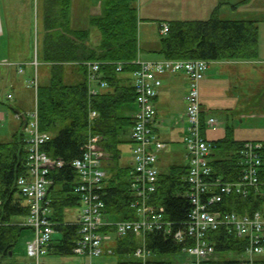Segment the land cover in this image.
Segmentation results:
<instances>
[{
  "label": "trees",
  "instance_id": "trees-1",
  "mask_svg": "<svg viewBox=\"0 0 264 264\" xmlns=\"http://www.w3.org/2000/svg\"><path fill=\"white\" fill-rule=\"evenodd\" d=\"M43 1L42 30L39 12L37 19L38 58L51 62L52 70L49 83L39 84L37 92L40 129L51 134L42 149L53 159L65 162L63 166L52 167L48 174L50 218L56 232L61 234L52 239L48 249L56 255L70 256L75 254L74 247L81 235L80 225L69 218L70 210L79 207L81 199L75 190L80 176L71 162L82 156L90 136L101 137L98 144L107 158L108 176L103 187L107 219L117 222L139 218L130 205L132 167L122 164L121 158L122 145L132 143L129 133L133 117L124 115L123 108L136 102L137 92L127 75L137 68L133 61L141 51V19L138 0H102L101 13L90 18L91 27L73 29L68 19L69 0ZM91 28L98 30L101 36L98 42H93ZM259 38L256 21L223 19L216 9L206 19L170 21L169 31L161 35L159 47L154 51L170 59L250 60L259 55ZM88 60L105 61L101 71L109 85L107 90L89 93L86 66L81 64ZM114 61L127 62L122 73L116 71L115 65L106 63ZM71 71L79 77L69 81ZM93 110L97 116L92 118ZM206 116L202 108L203 135L207 129ZM244 142L234 137V128L229 125L224 137L210 140L209 161L214 179L236 182L241 178L245 168L241 153ZM262 143L260 184L246 196L238 193L224 196L211 206L213 210L250 215L264 212V140ZM26 144L23 131L15 132L9 141H0V264H19L15 247L24 231L30 229L24 225L30 204L18 184L20 177L29 174ZM187 175L186 164L176 163L166 171L161 170L158 189L150 200V204L164 207L165 218L173 222L175 229L185 226L192 208ZM112 228L115 227H103L101 231L110 232ZM209 238L215 247L209 264L240 263L232 254L245 251V238L229 233L225 226L210 232ZM143 239L153 264H174L171 259L163 260L160 256H182L183 248L192 241L190 238L178 241L163 231L147 232ZM140 243L134 233L116 238V247L121 253L134 254ZM260 264H264V259Z\"/></svg>",
  "mask_w": 264,
  "mask_h": 264
},
{
  "label": "built area",
  "instance_id": "built-area-1",
  "mask_svg": "<svg viewBox=\"0 0 264 264\" xmlns=\"http://www.w3.org/2000/svg\"><path fill=\"white\" fill-rule=\"evenodd\" d=\"M163 32L169 30L168 24H163ZM117 63V71H122L123 62ZM139 65L132 72L133 82L137 92V111L131 137L133 162L131 170V207L139 214L138 219L113 222L105 215L103 199L104 180L107 172L102 167L103 154L96 143L99 136H91L84 146L81 157L71 164L79 173L80 183L76 186L79 193L80 211L78 224L80 238L76 241L74 252L88 257L82 264H101L97 258L104 252V240L108 234L101 231L103 226H114L118 236L129 233L145 236L147 232L163 231V233L178 241L190 238V244L183 248V264H209L215 254V247L209 238L210 232L225 226L229 233L245 238L246 258H239V264H259L264 254V213L239 214L235 211L213 210L214 203L223 200L224 196L238 193L246 196L252 188L260 184V170L263 164L260 141H246L241 153L245 168L243 175L236 182L213 178L209 162L210 144L202 133L200 82L204 78L210 61L205 59H161L143 60L138 58ZM1 64V62H0ZM103 62H87L90 94H96V83L106 87V80L100 79V69ZM168 72H185L190 78V90L186 95L187 132L184 136L186 157L188 159L187 181L190 185L188 196L192 208L188 214L185 226L174 228L173 222L165 218L164 207L150 204L153 194L158 189L159 168L158 152L166 147L155 131V97L162 86V75ZM97 112L92 111L95 116ZM20 116V114H16ZM27 131L29 176L20 177L18 184L30 203V215L25 225L34 230V239L27 244V251L32 261L29 264H52L44 262L43 256L48 251V245L55 232L54 223L50 218L51 209L47 192L50 180L47 177L52 166H63L64 160L53 159L42 145L50 140L51 135L40 131L37 111L32 115ZM207 124L217 126L215 118H210ZM213 178V181L211 180ZM215 186V190L212 187ZM136 261L127 264H153L149 261L150 250L142 245L135 251Z\"/></svg>",
  "mask_w": 264,
  "mask_h": 264
},
{
  "label": "crops",
  "instance_id": "crops-1",
  "mask_svg": "<svg viewBox=\"0 0 264 264\" xmlns=\"http://www.w3.org/2000/svg\"><path fill=\"white\" fill-rule=\"evenodd\" d=\"M139 1V0H138ZM137 1V2H138ZM142 1L139 5L138 11L140 16L139 29L143 25H150V27L155 28L156 24L159 27L160 34L162 35V24L168 23L172 20H194V19H206L212 12H214L217 6V11L219 16L223 19L230 20H240L234 17L233 14L223 15V10L230 9L229 12L243 11V9L248 12L247 19L243 20H253L256 21L259 27V55L256 59L250 60H215L210 62L209 67L206 71L204 78L200 83V95L202 108L205 110L207 116L205 120L210 117H214L217 120V127L213 129L208 126L205 132V136L208 140H216L222 138L226 135L227 125H234V137L236 139L243 138L241 134L243 132L250 133L249 137L243 138L246 140H264V19H256L254 16L264 15V0H249L246 3H242L244 0H163V7L156 5L149 6L145 9L142 5ZM137 4V3H136ZM43 0H3V12L4 16L0 11V24L2 26V34H5L4 25L7 29V39L6 44L12 43L13 39L17 36L22 41L27 42L30 40L31 48L29 51L31 58L29 59H18L16 62L11 61L8 57H0V66L7 67V71L10 76L15 79L16 75H22L25 77V82L27 81L28 87L33 89L35 95V106L30 108L26 106V98L21 97L16 105H12L14 112V117L17 121L16 126L17 131H23L26 139L30 136L29 132L26 131L27 124L31 121V113L38 109V99L37 92L40 83L37 79V74L32 78L33 67H26L27 63L30 65L39 66V62L46 63L50 65V77L52 70V63L39 60V47H38V33H37V19L38 12L40 13L39 25L41 30L43 29L42 14H43ZM69 25L73 29H82L83 21L89 22L90 18L95 15H99L102 11V0H69ZM180 5V7H177ZM222 5V6H221ZM175 7V8H174ZM157 8V9H156ZM164 10V11H163ZM42 16V17H41ZM233 16V17H231ZM242 20V19H241ZM150 23V24H149ZM91 27V26H90ZM86 27V28H90ZM92 29V28H91ZM95 30H92V40L93 42H98L100 39L99 35H94ZM35 32V35H34ZM98 33V32H97ZM147 41L144 46L149 54L146 56L142 55L143 45L142 39H140L141 51L139 56L144 60H159L163 59L164 56L154 50L159 47V39L156 35H150L149 33ZM43 34L40 33L39 37L42 38ZM35 38V39H34ZM34 40V43H33ZM138 56V57H139ZM82 65H84L81 62ZM85 66V65H84ZM87 71V70H86ZM73 79H77L79 76L77 72H73ZM131 80V75L130 78ZM255 80V84L252 81ZM190 86L189 77L183 73H166L162 75V86L159 90V94L155 99V105L157 108L156 115V133L159 139L165 142H181L183 143V138L187 132L188 120L185 115L186 109V94ZM106 90L102 88L101 91ZM9 97H13L9 94ZM225 99V100H224ZM228 100V103H226ZM227 105H229L227 107ZM137 108L136 103L132 105H125L123 108L124 115H131L135 112ZM230 108V109H228ZM235 109V111H234ZM214 110L228 111L230 114L226 116V119H221L214 114ZM16 112L24 113V116L18 118L15 116ZM255 112V113H254ZM128 113V114H127ZM254 113V114H253ZM255 120L253 119V117ZM6 114L2 111L0 112V120L5 119ZM254 120V122H253ZM25 129V130H24ZM14 132V133H15ZM13 133V134H14ZM13 134L6 141L12 139ZM242 140V139H241ZM4 141V142H6ZM130 146V150L131 147ZM184 144V143H183ZM133 155L131 151V160L127 163L122 164H132ZM106 154L104 152L103 165L107 167ZM183 165L188 164V159L185 158ZM175 162L174 164H176ZM160 170H162L157 163ZM77 213H71L69 218L73 220H78ZM109 238L104 240V247L107 250L116 247V237L115 232H108ZM29 237V238H28ZM26 243L34 238L33 231L26 235ZM140 239V237H138ZM141 241V239H140ZM107 253V252H105ZM104 253V254H105ZM128 254V253H126ZM79 256V255H78ZM134 256V254H133ZM81 262L88 261V257L79 256ZM102 257L98 258V262L101 261ZM46 259H50L54 262H67L69 258L62 255H56L50 253L47 255ZM30 260L29 256L24 257V264ZM135 260L134 258L125 259L123 262H130ZM51 262V261H50ZM62 264V263H60Z\"/></svg>",
  "mask_w": 264,
  "mask_h": 264
},
{
  "label": "rangeland",
  "instance_id": "rangeland-1",
  "mask_svg": "<svg viewBox=\"0 0 264 264\" xmlns=\"http://www.w3.org/2000/svg\"><path fill=\"white\" fill-rule=\"evenodd\" d=\"M139 5L141 3V0L138 1ZM137 2V6H138ZM163 7L164 2L163 0H143L142 5L144 6L145 9H148L149 6L156 5ZM222 6V5H221ZM177 7H180L178 5ZM3 0H0V11L1 14L4 16L3 12ZM175 8V7H174ZM157 9V8H156ZM217 9V6L215 7ZM164 11V10H163ZM230 9L228 10H223L222 13L223 15L226 14H233L235 18L237 19H247L248 17V12H246L244 9L243 11H237L236 13L234 12H229ZM233 17V16H231ZM256 19H264V15H257L254 16ZM5 21V20H4ZM3 21V26L5 30V34H2V28L0 30V57L6 56L8 57L11 61H17L18 59H29L31 58L29 51L33 49V45L31 48V43L30 40L27 42L22 41L19 36L15 35L17 38L13 39L12 43H5L6 42V35H7V29L6 26L4 25ZM150 24V23H149ZM89 22L83 21V25L81 26L82 28L90 27ZM94 31V35H98L97 29L92 28ZM150 35H156V38L159 39L160 37V30L159 27L155 26V28L150 27V25H143L139 29V37L142 39V45H143V51L142 55L146 56L149 54L146 50L145 43L148 40V34ZM35 35V32H34ZM99 37H101L99 35ZM35 39V38H34ZM96 42V41H95ZM150 55V54H149ZM2 63V62H1ZM26 67H33V72H32V78H34L37 74V79L39 80L40 83H47L50 78V65L46 63L39 62V66L37 65V70L36 66L34 67L33 65H30L27 63ZM74 73L71 71L69 73V81L73 80ZM28 81V80H27ZM27 81L25 82V77L20 75H16L15 79H13L10 74L7 71V67L5 66H0V112H4L6 114L5 119L0 121V141H6L10 138V136L16 131L17 126H16V119L14 117V112L12 109V105H16L17 101L21 97L26 98V106L30 108H34L35 106V95L33 92V89H30L28 87ZM252 84H255V80L252 81ZM9 94H12L13 97H9ZM225 100V99H224ZM226 103H228V100H226ZM229 105H227L228 107ZM230 109V108H228ZM214 114L220 117L221 119H226L227 114L229 115L230 112L228 111H223V110H214ZM235 111V109H234ZM255 113V112H254ZM253 113V114H254ZM126 114V113H124ZM128 114V113H127ZM253 117V116H252ZM255 120V118L253 117ZM253 120V122H254ZM234 127V125H233ZM235 128V127H234ZM250 133L248 132H243L241 136L245 138L246 136L249 137ZM243 138H240L243 140ZM246 140V139H244ZM167 146L165 149L161 150L159 152V160L158 164L160 168L164 171L168 170L169 167L177 162L178 164H183L184 158H185V145L181 142H166ZM131 143H126L122 145V158H121V163H127L130 162L131 160V150H130ZM133 155V154H132ZM80 207H74L70 211L71 213L75 214L78 212V209ZM31 230H25L24 233L22 234L20 241L15 247V257L19 264H24V257H26V235L30 234ZM61 234L59 232H56L54 235V238H59ZM233 258H246V254L243 252L241 254H232ZM155 255H153L154 257ZM66 258H69V261L67 262H55V264H81L82 262L80 261L81 258L78 255H70V256H64ZM163 260H172L174 264H183L184 257L181 255H169V254H163L160 256ZM175 257V258H174ZM134 258L133 254H126V253H121L117 250V247H115V250L113 253H105L103 254L100 263L101 264H119L121 261L125 259H131ZM49 261L53 262L52 260L48 259ZM54 263V262H53Z\"/></svg>",
  "mask_w": 264,
  "mask_h": 264
},
{
  "label": "bare ground",
  "instance_id": "bare-ground-1",
  "mask_svg": "<svg viewBox=\"0 0 264 264\" xmlns=\"http://www.w3.org/2000/svg\"><path fill=\"white\" fill-rule=\"evenodd\" d=\"M1 28H2V26H1V24H0V30H1Z\"/></svg>",
  "mask_w": 264,
  "mask_h": 264
}]
</instances>
